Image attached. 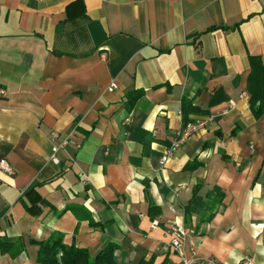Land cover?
Wrapping results in <instances>:
<instances>
[{
	"label": "crops",
	"instance_id": "1",
	"mask_svg": "<svg viewBox=\"0 0 264 264\" xmlns=\"http://www.w3.org/2000/svg\"><path fill=\"white\" fill-rule=\"evenodd\" d=\"M255 61L264 0H0V160L14 169H0V238L23 246L0 264H40L33 241L54 232L91 257L114 244L117 264H182L176 228L186 257L264 264ZM183 99L188 121L213 120L161 164Z\"/></svg>",
	"mask_w": 264,
	"mask_h": 264
},
{
	"label": "trees",
	"instance_id": "2",
	"mask_svg": "<svg viewBox=\"0 0 264 264\" xmlns=\"http://www.w3.org/2000/svg\"><path fill=\"white\" fill-rule=\"evenodd\" d=\"M257 65H253L250 73L251 83L256 87V91H251V109L259 115L264 111L262 103L264 101V64L255 61ZM141 91L134 90L128 95V109H130L134 102L140 97ZM211 103H214L211 102ZM190 101L183 99L181 104L182 117L184 122H187V113ZM236 128L231 131V135L235 134ZM146 145V143H145ZM198 165L196 161L189 162L185 165L187 169H193ZM219 191V189H217ZM216 191L215 200L208 205V209L213 212L214 202H219L222 194ZM185 219L189 215V209H184ZM148 213L150 216L158 213V208L151 201L148 204ZM38 246L37 262L40 264H117L113 258V251L115 245L109 243L106 245L95 257H91L88 251L84 248L77 247L74 244L66 245L63 243V235L59 232H54L46 240L33 241ZM23 246L19 239L16 241H9L0 238V250L8 252L11 257L16 256ZM138 264H152L151 260H140Z\"/></svg>",
	"mask_w": 264,
	"mask_h": 264
},
{
	"label": "built area",
	"instance_id": "3",
	"mask_svg": "<svg viewBox=\"0 0 264 264\" xmlns=\"http://www.w3.org/2000/svg\"><path fill=\"white\" fill-rule=\"evenodd\" d=\"M117 87L116 83H111L108 87L109 90H113ZM0 96H6L5 89L0 87ZM212 116H204L199 117L194 120L186 122L181 131L177 133V135L173 138L170 145L167 147L163 155L161 156L160 163L164 164L174 153L175 149L182 145L190 136H192L195 132L206 129L207 126L212 122ZM51 137V152H50V160L58 164L60 162L59 158V151L64 148L67 144V140L59 139L58 133L56 131H52L50 133ZM0 169L5 171L8 174H14L13 167L4 159L0 160ZM184 230L181 228H176L172 232V239H171V247L172 249L181 257L182 264H219L215 260L211 258L199 259L194 256L186 257L184 252ZM194 254V251H192ZM242 264H253L250 258H245L242 261Z\"/></svg>",
	"mask_w": 264,
	"mask_h": 264
}]
</instances>
